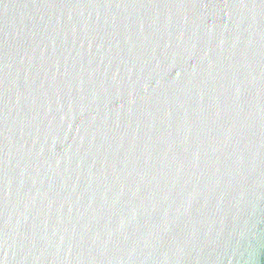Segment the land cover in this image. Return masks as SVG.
<instances>
[{
	"label": "water",
	"instance_id": "95a60500",
	"mask_svg": "<svg viewBox=\"0 0 264 264\" xmlns=\"http://www.w3.org/2000/svg\"><path fill=\"white\" fill-rule=\"evenodd\" d=\"M0 264H264V0H0Z\"/></svg>",
	"mask_w": 264,
	"mask_h": 264
}]
</instances>
